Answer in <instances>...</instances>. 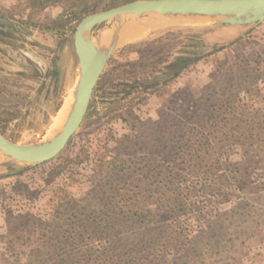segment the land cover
Listing matches in <instances>:
<instances>
[{
	"label": "rangeland",
	"instance_id": "1",
	"mask_svg": "<svg viewBox=\"0 0 264 264\" xmlns=\"http://www.w3.org/2000/svg\"><path fill=\"white\" fill-rule=\"evenodd\" d=\"M61 11L49 6L36 12L27 0H0V15L15 25L0 26V132L12 142L45 140L64 123L50 131L73 91L77 57L72 34L78 23L49 26L47 18ZM100 77L102 88L93 91L81 124L58 155L14 173L0 166V264L31 259L33 218L48 219L61 195L83 198L100 156L103 167L116 153L126 159L135 154L138 162L153 159L154 147L148 151L144 140L161 131H191L210 116L217 99L241 101L255 127L250 129L264 139V21L232 26L176 17L120 44ZM129 110L145 124L130 127L123 120ZM223 151L230 162L241 160L234 144ZM261 167L253 170L251 180L264 173ZM235 195L220 206L235 210V219L222 231L221 256L206 263L264 264V185L256 193L247 188Z\"/></svg>",
	"mask_w": 264,
	"mask_h": 264
},
{
	"label": "trees",
	"instance_id": "2",
	"mask_svg": "<svg viewBox=\"0 0 264 264\" xmlns=\"http://www.w3.org/2000/svg\"><path fill=\"white\" fill-rule=\"evenodd\" d=\"M131 1L27 0V7L39 12L60 6L47 23L61 29ZM198 58L183 61L182 67ZM240 102L217 99L210 116L191 131H161L144 140L148 151L154 147L153 159L138 162L135 154L126 159L116 153L103 167L100 156L83 198L61 195L48 219L33 218L36 243L26 264H207L220 257L222 231L235 219V210L220 206L237 197L235 191L256 193L264 185V173L251 180L264 161V139L251 130L253 121ZM127 114L123 120L130 127L145 124L133 111ZM230 144L239 148L241 160L230 162L223 151Z\"/></svg>",
	"mask_w": 264,
	"mask_h": 264
},
{
	"label": "water",
	"instance_id": "3",
	"mask_svg": "<svg viewBox=\"0 0 264 264\" xmlns=\"http://www.w3.org/2000/svg\"><path fill=\"white\" fill-rule=\"evenodd\" d=\"M211 21L219 25H257L264 21V0H134L84 16L72 34L77 57L73 102L60 131L33 143L12 142L0 132V166L30 167L58 155L81 124L94 88L116 48L138 26H158L174 18ZM0 24L14 26L0 15Z\"/></svg>",
	"mask_w": 264,
	"mask_h": 264
},
{
	"label": "bare ground",
	"instance_id": "4",
	"mask_svg": "<svg viewBox=\"0 0 264 264\" xmlns=\"http://www.w3.org/2000/svg\"><path fill=\"white\" fill-rule=\"evenodd\" d=\"M72 102H73V93L71 92V93H69V94L65 97V99H64V101H63V104H62L60 110L58 111V114L56 115L53 124L51 125L50 131H52L53 129H56V128H57V125H59L61 122H63L64 119H65V120H64V123H65L66 118H67V116H68V114H69V111H70V109H71V104H72ZM64 123H63V125H64ZM63 125H62V126H63ZM61 128H62V127H61ZM52 132H53V131H52ZM2 157H3L4 159L7 158V156L3 155V154L0 152V162L2 161Z\"/></svg>",
	"mask_w": 264,
	"mask_h": 264
},
{
	"label": "crops",
	"instance_id": "5",
	"mask_svg": "<svg viewBox=\"0 0 264 264\" xmlns=\"http://www.w3.org/2000/svg\"><path fill=\"white\" fill-rule=\"evenodd\" d=\"M152 28H155V27L148 26V25L138 26L137 28L130 31L126 41L139 39V38L145 36L147 34V32L150 31V29H152Z\"/></svg>",
	"mask_w": 264,
	"mask_h": 264
},
{
	"label": "flooded vegetation",
	"instance_id": "6",
	"mask_svg": "<svg viewBox=\"0 0 264 264\" xmlns=\"http://www.w3.org/2000/svg\"><path fill=\"white\" fill-rule=\"evenodd\" d=\"M14 24V23H13ZM1 25V24H0ZM3 26H5V25H3ZM15 26V25H14ZM14 26H12V27H9V28H13ZM6 27V26H5Z\"/></svg>",
	"mask_w": 264,
	"mask_h": 264
}]
</instances>
